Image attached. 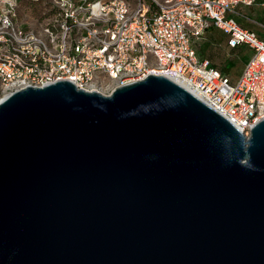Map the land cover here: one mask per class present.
I'll return each mask as SVG.
<instances>
[{
    "label": "water",
    "instance_id": "95a60500",
    "mask_svg": "<svg viewBox=\"0 0 264 264\" xmlns=\"http://www.w3.org/2000/svg\"><path fill=\"white\" fill-rule=\"evenodd\" d=\"M0 264H264V120L246 138L164 76L7 95Z\"/></svg>",
    "mask_w": 264,
    "mask_h": 264
},
{
    "label": "built area",
    "instance_id": "2783aa9c",
    "mask_svg": "<svg viewBox=\"0 0 264 264\" xmlns=\"http://www.w3.org/2000/svg\"><path fill=\"white\" fill-rule=\"evenodd\" d=\"M255 0H55L39 31L16 22V5L0 9V96L68 81L109 96L148 76H164L210 107L246 138L264 120V40L227 18ZM264 5V1H263ZM209 28L228 46L250 51L231 83L193 48ZM0 99V100H1Z\"/></svg>",
    "mask_w": 264,
    "mask_h": 264
},
{
    "label": "rangeland",
    "instance_id": "374dc122",
    "mask_svg": "<svg viewBox=\"0 0 264 264\" xmlns=\"http://www.w3.org/2000/svg\"><path fill=\"white\" fill-rule=\"evenodd\" d=\"M6 0H0V9L6 7L4 4ZM16 5V22L24 30L39 31L46 25L53 16V7L55 0H10ZM76 1V0H75ZM133 3L135 0H127ZM225 42L220 44L221 49L226 52L225 57L228 56L230 50L225 47ZM215 41H210L207 35L201 41L193 43V48L200 61L206 60L205 57L216 64L217 69L224 71V73L231 79L236 81L242 72L243 63L250 55V51H234L228 58L221 61L218 57L208 55L210 49L220 48ZM223 47V48H222ZM237 52V53H236ZM219 62V63H218ZM1 99V96H0Z\"/></svg>",
    "mask_w": 264,
    "mask_h": 264
},
{
    "label": "crops",
    "instance_id": "0c3cea01",
    "mask_svg": "<svg viewBox=\"0 0 264 264\" xmlns=\"http://www.w3.org/2000/svg\"><path fill=\"white\" fill-rule=\"evenodd\" d=\"M264 0H255L252 6L238 5L233 13H228L231 19L242 29L248 30L256 35L258 39L264 40Z\"/></svg>",
    "mask_w": 264,
    "mask_h": 264
},
{
    "label": "trees",
    "instance_id": "16d2710c",
    "mask_svg": "<svg viewBox=\"0 0 264 264\" xmlns=\"http://www.w3.org/2000/svg\"><path fill=\"white\" fill-rule=\"evenodd\" d=\"M56 9L53 7V16L56 14ZM248 31V30H247ZM250 32V31H249ZM252 33V32H251ZM254 34V33H253ZM205 35H207V37H208V39L210 40V41H215V42H217L219 45V47H220V44H222L223 42H225V47L227 48V49H229L230 50V53L228 54V56H230V54H232V53H234V51H246V50H249L248 49V46H246L245 44H241V45H239V46H237V47H235V48H230L229 46H228V44H227V42H228V37L222 32V31H220V30H218V29H215V28H209L205 33H204V35H203V37L199 40V41H201L203 38H204V36ZM255 35V34H254ZM256 36V35H255ZM223 48V47H222ZM209 52V56L210 55H213L214 57H218L221 61H223L225 58H228V56L227 57H225V50L224 49H221V47L220 48H213V50L212 49H210V51H208ZM237 53V52H236ZM206 58V60H203V61H207L208 62V64H209V67L210 68H212V69H214V70H216V71H218L220 74H221V76L223 77V78H226L228 81H230L231 83H234V82H236V81H231V79L224 73V71H220L219 69H217V65L216 64H214V63H212L209 59H208V57H205ZM219 63V62H218ZM245 63V62H244ZM244 63H243V66H244ZM243 69V68H242Z\"/></svg>",
    "mask_w": 264,
    "mask_h": 264
}]
</instances>
